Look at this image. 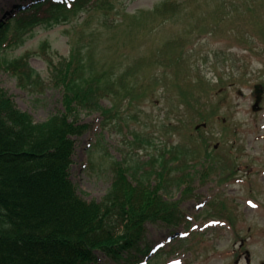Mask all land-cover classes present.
<instances>
[{"label":"rangeland","instance_id":"374dc122","mask_svg":"<svg viewBox=\"0 0 264 264\" xmlns=\"http://www.w3.org/2000/svg\"><path fill=\"white\" fill-rule=\"evenodd\" d=\"M30 2L0 0V22L6 15H15L19 5ZM165 2L175 10L157 12ZM223 3L227 4L224 16L217 13L216 20L209 19L206 23L202 20ZM243 3L246 9L241 7ZM238 8L242 9L241 14H236ZM73 11L68 14L67 23L52 26L44 23L15 35L17 44L12 48L0 45V57L10 60L30 53V64L49 84L50 61L56 64L62 57H68L76 45L82 49L86 64L90 62L88 69L92 67L94 75H103L104 82L110 80L109 88L105 89L111 97L107 96L101 104L114 107L112 125L103 122L101 113L82 112L79 116L81 124L91 125L88 133L77 139L71 171L79 194L88 201H101L110 187L109 170L113 161L129 158L133 165L135 161L158 154L156 150H144V144H140L143 150H134L129 141L135 135L162 146L180 144L181 148L193 149L197 145L202 153L204 149L199 145L203 137L209 143L210 159L203 167V157L190 161L195 179L191 183L193 191L181 203L187 218L194 219L190 225L197 226L194 233L197 235L182 245L168 238L184 231V226L172 229L163 223L148 224V243L152 246L160 243L164 248L151 257L149 264H237L236 251L241 244L249 248L252 257L254 255L252 264L264 262L263 211L251 200L264 207V180L250 179L245 186L234 180L221 182L224 156L230 151L235 156L241 145L246 156L236 157L233 168L237 169L239 161L240 167L246 168L239 176L254 177V172L260 175L259 171L251 169L256 167L251 162L264 151V141L255 139V135H264V103L263 110L254 113L252 93L254 85L264 84V27L258 26L264 24V0H96L90 7ZM195 29H198L196 35L190 34ZM212 30L214 33L209 35ZM177 39H188L185 52L191 56L189 61L193 66L178 76L162 68L173 63V50L159 54V49L164 50ZM189 61L186 64L189 65ZM164 74L168 82L159 80L156 84V79H163ZM188 76L194 79L201 76L214 85L211 101L220 106L215 116L208 118L206 129L199 131L194 129L205 123L204 115L212 111L211 101L201 94L203 99L196 102L198 95L194 86L189 97ZM178 77L179 88L172 85L177 83ZM133 80L141 82L136 85ZM0 87L36 123L46 121L63 108L62 93L52 84L43 90L36 89L38 92L32 91L35 88L22 89L16 77L0 70ZM172 126L182 127L183 134L191 131V136L169 129ZM165 129L172 133H163ZM183 188L185 186L173 187L167 199L181 200ZM200 203L206 205L197 209ZM235 214L241 221V229L236 224L232 231L229 222H237L233 218ZM216 218H221L220 222ZM237 234L246 241L236 240ZM98 264L124 263L99 254Z\"/></svg>","mask_w":264,"mask_h":264},{"label":"trees","instance_id":"16d2710c","mask_svg":"<svg viewBox=\"0 0 264 264\" xmlns=\"http://www.w3.org/2000/svg\"><path fill=\"white\" fill-rule=\"evenodd\" d=\"M65 1L32 0L30 5L19 6L18 13L0 22V45L12 48L17 44L15 35L35 25L65 23L71 11L90 7L95 0H73L70 7ZM220 6L202 20H216L217 13L224 16L227 4ZM241 7L246 9L247 5ZM170 9L175 10L164 3L156 11ZM242 12L241 8L236 10V14ZM198 29L190 34L196 35ZM188 42L177 39L168 46L175 49ZM81 53L82 49L73 45L68 57L56 64L50 61L49 84L31 67L30 53L11 60L0 57V70L15 76L21 88L38 92L36 89L52 84L60 89L65 109L36 124L0 88V264H97L99 254L124 264H138L151 248L146 242L147 224L162 221L173 226L183 217L180 204L165 198L173 184L191 186L190 173H184L180 184L173 177L176 167L171 163L179 157L166 155L177 147L133 165L129 158L115 161L112 185L101 202H89L78 193L70 172L74 138L90 129L78 124L79 112L100 110L98 93L105 92L100 87L101 76L94 75L92 67L88 69L90 62L86 64ZM181 60L174 55V69L165 65L164 70L177 76ZM159 80L167 83V74L156 79V84ZM178 81L172 85L181 87ZM204 84L201 80L189 82L199 93ZM104 111L105 115L109 112ZM188 190L191 193L193 189L188 187L185 193Z\"/></svg>","mask_w":264,"mask_h":264}]
</instances>
